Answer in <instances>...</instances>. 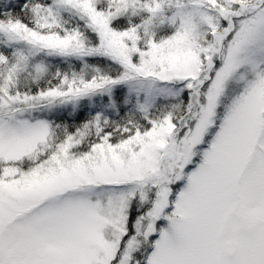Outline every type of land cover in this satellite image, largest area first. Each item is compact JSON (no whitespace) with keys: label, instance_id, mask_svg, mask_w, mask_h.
<instances>
[{"label":"snow or ice","instance_id":"6c2138e0","mask_svg":"<svg viewBox=\"0 0 264 264\" xmlns=\"http://www.w3.org/2000/svg\"><path fill=\"white\" fill-rule=\"evenodd\" d=\"M0 264H264V0H0Z\"/></svg>","mask_w":264,"mask_h":264}]
</instances>
